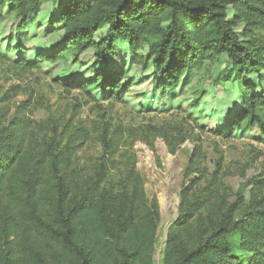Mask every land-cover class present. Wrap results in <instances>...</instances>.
<instances>
[{
	"label": "trees",
	"instance_id": "1",
	"mask_svg": "<svg viewBox=\"0 0 264 264\" xmlns=\"http://www.w3.org/2000/svg\"><path fill=\"white\" fill-rule=\"evenodd\" d=\"M48 1L0 0V10L8 6L19 19L18 42ZM230 7L235 21L228 18ZM236 22L243 25L241 36ZM52 23L62 30V41L37 58L78 60L93 52L100 64L90 77L56 79L66 93L96 90L102 101L124 102L143 80L110 65L122 41L136 62L153 68L162 94L192 70L225 60L228 67L216 82L237 85L240 107L217 134L239 137L257 127L264 137V0H63ZM143 46L147 55L141 59ZM37 68L20 59L11 70ZM7 112L0 107V264H155L159 205L146 199L134 158L120 166L103 134L102 155L89 172L81 171L73 165L80 130L65 127L61 135L54 122L32 126L24 112L8 121ZM190 185L160 264H264V177L252 183L238 218L218 185L193 194Z\"/></svg>",
	"mask_w": 264,
	"mask_h": 264
},
{
	"label": "rangeland",
	"instance_id": "2",
	"mask_svg": "<svg viewBox=\"0 0 264 264\" xmlns=\"http://www.w3.org/2000/svg\"><path fill=\"white\" fill-rule=\"evenodd\" d=\"M62 2L50 0L44 4L20 31L19 42V19L8 6L0 10V101H4L0 107L7 109L8 121L24 112L32 126L51 121L59 126L61 135L65 127L80 130L73 165L81 171L89 172L102 155L103 134L114 144V158L120 166L134 158L146 199L156 200L159 205L161 221L154 261L160 264L168 230L180 215L182 193L192 182V194L197 188L204 191L212 184L218 185L229 204L237 208L234 218L245 211L252 183L264 177V137L257 127L239 137L217 134L240 107L237 85L216 82V76L228 67L225 60H214L192 70L182 83L162 94L156 87L153 68L136 62V54L122 41L110 65L123 67L130 78L143 80L124 102L102 101L96 90L66 93L56 79L90 77L100 64L94 60L93 52L82 54L78 60L72 56L56 62L37 58L38 53H51L62 41V30L50 24ZM235 16L236 11L228 8L229 20L235 21ZM234 30L241 36L243 25L236 22ZM19 43L20 50L16 47ZM137 54L145 58L147 46ZM20 59L36 63L39 68L12 71Z\"/></svg>",
	"mask_w": 264,
	"mask_h": 264
}]
</instances>
